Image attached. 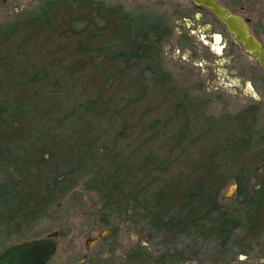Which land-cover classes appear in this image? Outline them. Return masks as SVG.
Returning a JSON list of instances; mask_svg holds the SVG:
<instances>
[{
	"label": "trees",
	"instance_id": "1",
	"mask_svg": "<svg viewBox=\"0 0 264 264\" xmlns=\"http://www.w3.org/2000/svg\"><path fill=\"white\" fill-rule=\"evenodd\" d=\"M158 27L156 20L137 23L107 14L96 0H48L0 28V226L10 236H26L24 229L86 180L84 189L101 199L99 221L106 227L115 211L134 212L164 236L222 241L223 249L237 231L244 234L233 239L238 249L264 238L258 105L219 121H199L206 105L187 94L178 98L160 61L164 34ZM134 68L149 73L158 91L166 90L162 106L170 93L177 94L173 114L152 118L161 106L151 110L157 98L141 87ZM224 121L233 123L235 133L199 148ZM103 123L113 127V137L99 134ZM166 148L171 154L187 149L185 171L161 179L171 171L158 154ZM237 168L243 177L233 175ZM153 172L159 177L151 179ZM231 178L239 187V207L220 200ZM155 181L161 185L151 192ZM176 260L175 252L169 261Z\"/></svg>",
	"mask_w": 264,
	"mask_h": 264
},
{
	"label": "rangeland",
	"instance_id": "2",
	"mask_svg": "<svg viewBox=\"0 0 264 264\" xmlns=\"http://www.w3.org/2000/svg\"><path fill=\"white\" fill-rule=\"evenodd\" d=\"M47 1L48 0H45L44 2L46 3ZM36 7L37 5L30 6L29 12L31 13ZM22 17L20 15H14L9 18H0V28H7L14 22L21 20ZM174 53V51H168V57L163 55V68L171 74L172 80L177 88L176 93L178 94L179 99L182 98L183 95L187 94L190 99L194 100L195 103H203L206 105L205 112L199 114L203 116L200 118L198 117L199 121L202 120V122H204L205 119L209 117L219 121L224 117L236 115L250 105H258L255 99L250 97V94H256L254 87L258 89L259 93H262L263 81L258 79L259 70L256 66V68L254 67L256 72L253 84L255 86H253L252 90L249 81H240L241 78L245 79V76L239 72L245 64L242 63L241 59L238 60L236 66L232 67L234 77H232L229 81L221 82L215 76L209 74L208 66L204 65L198 67L192 63L180 64V59L178 57L173 58ZM217 67L218 66L214 67L216 72ZM135 69L136 68L133 69V72L136 77L139 74L140 81L142 83L141 87L148 86L149 89L146 91H148L151 96L153 95L154 99L155 96L157 98L156 101L151 102V110L153 109L155 111V109L161 106L158 111L152 112V115L155 113L152 118L155 117V119H159V115L164 116L166 114H173L172 106L177 98V94L170 93L167 102L164 106H162L161 104L165 102V100L160 102V99L164 97L166 90L161 89L158 91V86H156L158 83L149 73H137ZM194 125H197V123ZM112 128L113 127L111 125L103 123V125L98 126L99 134L102 137H105L106 135L107 137L108 135L113 137L115 133L112 131ZM212 130L213 131L210 135H205L202 139L199 148H202L203 145L210 144V142L217 143L220 141V138L222 139L223 134L226 133V135H230L234 134L236 131L231 121H224L220 126H216ZM201 132L202 128L194 131L196 135ZM258 132H260L262 136L264 135V114L258 125ZM167 134L170 137L169 130ZM100 142L104 143L102 139ZM122 145L127 147L129 145V140H125ZM183 147L186 148L187 146L185 145ZM99 148L103 156L104 147L101 146ZM186 150L187 149L184 148L181 150L178 149L172 154L170 148H166L164 151L158 150V154L166 162L165 164H168L167 161L171 164V171L168 174L162 175L161 179H166L168 176L170 177L172 175H179V173L185 171L184 164L186 157L184 155L187 154ZM142 152L139 160H143L144 155H146L145 150ZM1 172L4 171L0 170V173ZM224 172H228V168L224 169ZM232 172L236 177H243L245 175V172L238 170V168ZM151 176V179L159 177V173L153 172ZM232 179L233 178H231V181L228 180L227 185L221 190L220 200L223 204H229L230 207H239L237 201L239 187H237L236 192L232 197L228 198L227 196L232 184L236 183V180L234 181ZM85 182L86 180H82L79 183V186L73 188V190L68 193L66 198L61 203L51 208L43 219L24 229V235L26 236H21L19 234H11L10 236L7 229L0 226V253L12 245L30 240L46 238L53 232H59L65 227H70L71 231L67 234V236L57 238L59 249L57 256L51 264H85L83 258L86 255L89 258L101 255L99 264H152L149 259L145 257V255H154L153 252H151L153 247L157 248L159 243H163V238L160 237L166 238L168 236H164L157 230L152 229L149 224L136 220L138 218L135 219L134 212L131 214L130 212L128 214L119 211L114 212L110 228L112 231L113 229L119 228L116 234L120 237L119 240L121 241V244L120 246L113 248V251L108 250L105 245H97L96 241L91 240V238L99 237V232L102 230L103 225L99 224V220L101 219L102 204L101 199L96 192L86 191L84 189ZM146 182H148V180H146ZM246 184L248 188L251 187L248 181ZM159 185H161V183L159 181H155V184L149 189V191L152 192L155 188L158 189ZM130 215L134 216L130 217ZM232 237H244V234L241 231H237ZM262 237H264V235ZM233 239L231 243L228 244V249H237V246L232 245V243H234ZM178 241L179 244L184 243L182 238ZM205 244L206 245L203 250H201V253H195L196 261L190 260L187 264H200V262L201 264H214L213 256L216 252H218V250H220L221 247H223V243L222 241H210V243ZM252 248H257V250L264 249V238L259 240L258 243L256 242L253 244ZM136 250L137 253L135 254ZM89 261L90 264H92L91 260Z\"/></svg>",
	"mask_w": 264,
	"mask_h": 264
},
{
	"label": "flooded vegetation",
	"instance_id": "3",
	"mask_svg": "<svg viewBox=\"0 0 264 264\" xmlns=\"http://www.w3.org/2000/svg\"><path fill=\"white\" fill-rule=\"evenodd\" d=\"M45 0H0V18H9L14 15L25 16L30 14V6L37 5L36 9L44 6ZM102 2L107 14L120 17L136 18L137 23L142 18L156 20L158 30L163 36L161 42L163 55L169 56L168 51H174L173 58L178 57L180 64L192 63L195 66H208L209 74L215 76L219 81H229L233 75V68L238 60L245 63L239 71L244 78L241 82H250L253 90L255 80V69L258 68V79L263 82L262 93L256 87V94H250L252 99L258 103L259 123L264 114V69L243 47L234 39L224 23L217 17L215 12L208 6L207 0H96ZM218 3L232 14L243 18L248 24L253 36L264 47V0H209ZM182 54V56H181ZM244 61V62H243ZM217 67V72L214 67ZM224 67V68H223ZM255 67V68H256ZM257 70V69H256ZM248 96V95H246ZM250 105L249 107H252ZM247 107L246 109H248ZM258 123V125H259ZM99 224H101L99 222ZM102 225V224H101ZM99 237L91 238L97 245H102L113 251L120 246L118 234L113 235L110 227L102 226ZM156 238V237H153ZM163 238L157 248L152 249L154 255H145L152 264L168 262L172 264L171 255L175 252L177 260L174 264H187L196 261V252L201 253L206 245L203 241H191L189 237H160ZM182 238L184 243L179 244ZM111 239V240H109ZM191 241V243H190ZM215 241V240H212ZM210 243V242H209ZM59 243L57 240V251L52 261L57 256ZM198 250V251H197ZM137 250L135 251V254ZM100 256L83 258L84 263L90 261L99 264ZM98 262V263H96ZM214 264H264V249H223L222 247L213 256ZM199 264V263H198ZM201 264V262H200Z\"/></svg>",
	"mask_w": 264,
	"mask_h": 264
},
{
	"label": "water",
	"instance_id": "4",
	"mask_svg": "<svg viewBox=\"0 0 264 264\" xmlns=\"http://www.w3.org/2000/svg\"><path fill=\"white\" fill-rule=\"evenodd\" d=\"M205 4L215 12L245 52L252 55L264 69V47L251 34L246 21L218 3L207 0ZM237 187V183L232 184L227 194L228 198L235 194ZM70 231V227H65L62 231L53 232L46 238L12 245L0 253V264H48L56 254L57 238L67 236Z\"/></svg>",
	"mask_w": 264,
	"mask_h": 264
}]
</instances>
